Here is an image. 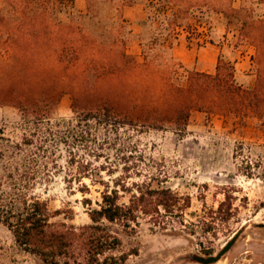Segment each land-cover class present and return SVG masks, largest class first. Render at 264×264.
<instances>
[{"label": "trees", "instance_id": "1", "mask_svg": "<svg viewBox=\"0 0 264 264\" xmlns=\"http://www.w3.org/2000/svg\"><path fill=\"white\" fill-rule=\"evenodd\" d=\"M243 1L239 8L233 6V0L144 3L146 15L140 21L144 61L138 63L125 51L127 39L120 32L131 31L123 30L122 18L95 34L78 21L97 12L94 0L79 15L75 0H0V104L17 107L23 127L29 131L22 143L12 146L22 151L23 158L17 159V152H12L6 162L7 187L0 189V222L20 247L44 264H126L136 251L121 249L119 233L110 224L130 232L140 214L158 216L160 206L170 211L175 196L169 189L139 188L129 203L120 202L118 188H127L125 185L113 179L111 186L101 179L98 168L75 160L74 147L88 150L97 127L130 125L182 133L192 111L264 116V15H257L250 6L257 1ZM108 2L111 16L121 17L120 8L132 0ZM211 14L218 16L225 29L217 43L220 51L214 71L188 69L173 57L164 39L193 19L205 25L208 41L214 43ZM246 42L255 47L251 84L238 80L237 57L222 53L223 45L239 50ZM66 91L71 94L74 115L54 118L51 109ZM47 138L72 146L68 163L76 162L78 173L104 184L98 207L89 211V224L50 223L47 204L27 193L39 173L38 158L45 152L42 144ZM34 144L35 151L23 149ZM90 153L94 158L101 156L94 150ZM53 165L59 168L55 160ZM165 192L169 198L154 197ZM146 194L155 198L154 207Z\"/></svg>", "mask_w": 264, "mask_h": 264}, {"label": "rangeland", "instance_id": "2", "mask_svg": "<svg viewBox=\"0 0 264 264\" xmlns=\"http://www.w3.org/2000/svg\"><path fill=\"white\" fill-rule=\"evenodd\" d=\"M148 1L132 0L130 5L120 8L118 17L108 11V0H94L97 12L92 18L78 21L87 24L95 34L122 18L123 30L131 31L120 32L127 39L125 51L142 63L140 38L144 30L140 21L145 18L144 3ZM258 1L250 6L257 15H264V0ZM88 3L89 0H75V13H86ZM243 3L233 0L236 8ZM209 18L214 43L208 41L210 35L205 25L193 19L176 27L164 39L169 52L188 69L214 71L220 51L217 43L225 29L216 14ZM222 53L237 57L238 80L251 84L255 47L250 42L242 44L239 50L223 45ZM71 102L70 92L61 94L51 116L72 117ZM27 130L17 107L0 104V189L7 187L6 162L13 151L17 152L12 146L23 142L24 135L29 134ZM94 136L95 140L88 142V150L74 147L75 160L98 168L105 183L112 186L115 179L125 185L127 188H118L120 202L129 203L132 193L139 194V188L169 189L175 196L170 211L160 206L158 216L140 214L130 232L110 224L119 233L121 249L136 251L129 255L126 264H203L196 257L217 255L231 238L234 243L229 250L211 264H264V116L192 111L182 133L168 128L121 125L116 129L97 127ZM36 139L34 136L38 144ZM35 144L23 149L35 151ZM42 145L45 152L38 161L43 166H38L36 181L27 193L47 204L50 223L89 224V211L98 207L104 184L78 173L76 162L68 163L72 146L48 138ZM89 150L101 156L94 158L92 153L87 154ZM16 158H23L22 151L17 152ZM54 160L59 168L54 167ZM74 174L76 179L71 178ZM169 196L167 192L154 195ZM145 199L154 207L155 198L146 194ZM0 264L44 263L20 247L12 232L0 222Z\"/></svg>", "mask_w": 264, "mask_h": 264}, {"label": "water", "instance_id": "3", "mask_svg": "<svg viewBox=\"0 0 264 264\" xmlns=\"http://www.w3.org/2000/svg\"><path fill=\"white\" fill-rule=\"evenodd\" d=\"M234 243V238H231L224 247L217 253V255L207 256V257H196L198 261H201L203 264H211L215 263L217 260H219L224 253H226L231 245Z\"/></svg>", "mask_w": 264, "mask_h": 264}]
</instances>
